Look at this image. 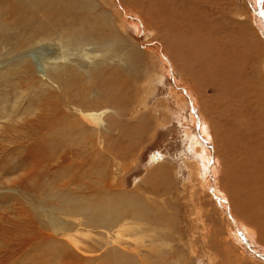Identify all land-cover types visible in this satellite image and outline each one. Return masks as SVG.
<instances>
[{"label": "rangeland", "instance_id": "rangeland-1", "mask_svg": "<svg viewBox=\"0 0 264 264\" xmlns=\"http://www.w3.org/2000/svg\"><path fill=\"white\" fill-rule=\"evenodd\" d=\"M139 1L136 0L134 3V0H99V12L105 11L106 18L99 17L98 34L90 33L87 29L86 34L92 35L91 37L83 38L75 34L73 39L67 42L61 36H54L49 40L31 44L22 55L31 62L29 68H24L25 73L21 70L22 72L12 74L9 67L20 63L23 57L16 56L10 44L1 48L0 250L4 249L2 239L5 232L15 233L21 229L35 227L31 221L42 212L40 208L42 206L38 207L34 201L37 196L42 197V193L50 194L51 190L52 192L60 190L64 182L65 186L71 187L65 189L64 191H67L65 193L75 191L77 194L88 195L99 188L105 191V180L109 179L114 182L111 187L113 192L120 195L140 196L155 210L154 219L158 218L161 221L155 219L157 222L151 224L147 232H135L133 229V234H124L123 241L133 247L138 242L135 240L141 239L142 242H138L137 246L146 249L147 252L144 251L143 254L150 259L148 264H215V262L216 264H264V255L261 257L264 237L258 240L256 236L260 227L255 222L258 220L257 217L254 220L250 217L252 221L245 220L239 212L242 207L250 209V206H246L245 200L242 202L240 198H236V201L239 199L236 202L233 196L228 198L233 199L232 201H227V198L219 192L220 179L224 174H228V171L234 173V178L235 173L239 174L240 180L231 178L242 186L247 182L245 176L250 173L249 170L255 171L251 179L253 183H258V187L264 184L262 167L257 166L260 164L251 167L248 163L247 170V166L241 162L242 145H240L247 142L250 149L245 152L253 154L254 159L264 158V129L262 130L259 125L262 121L259 116L264 115V106L262 108L261 105H264V97H256V91L259 93L264 90V34L258 28L260 24L256 16V8L261 9L262 2H259L261 0H224L225 2L214 0L213 3V0H173V2L152 0L150 4L146 3V6H143L142 1ZM158 2L161 4L159 5ZM136 6H140L141 11H136L134 9ZM161 9L164 10L163 14ZM238 9H241L245 15L236 12ZM144 11H147L149 19L140 16L139 12ZM181 20L186 24L184 41L179 38ZM207 22L209 25L206 24ZM217 22H220V26H226L225 31L228 29L234 32L232 41H222L220 37L222 30L217 31L215 24ZM210 24H213L212 32L216 31L217 35L211 33ZM242 29L244 35L250 32L249 34L254 37L258 35L256 30H259L260 40L253 41L254 37L248 38L251 43L244 39V35L240 32ZM4 39L0 38L1 45ZM189 43H192V47ZM227 43L238 44L239 46L236 47L240 50L245 47L241 50L243 53L235 52L233 56ZM188 44L189 50L184 47ZM252 44L253 48H251ZM256 50L260 56L257 55ZM217 51L220 53L218 54ZM248 51L253 54L248 55ZM229 53L230 56H225V59L223 56ZM242 60H246L250 66L245 61L246 64L243 62L242 67ZM253 63L257 66L255 67ZM215 67H218V72L210 69ZM240 67L244 70H240ZM97 70L104 73L114 71L116 76L121 78L120 80H125V84L118 85L117 93L102 92L110 94L109 96L115 93L112 103L107 102L104 95H101L100 86L98 89V85L93 84V73ZM248 77H251L250 80ZM69 82L74 84L73 88H70ZM254 87L259 91L254 90ZM174 92L179 98L173 95ZM78 93L86 98L83 101L75 99L79 96ZM243 98L246 107L244 114L249 115L251 121L243 117L245 127L243 125L239 127L242 132L237 131L239 128H231V130L225 129L229 130L227 134L223 133L221 124H224L225 116L228 122L231 117L238 122V116L244 115L243 110H240L241 113L230 111L232 108L230 102L240 103ZM255 99L259 102H254ZM213 105L220 106L219 110L217 107L213 111ZM159 113L161 115H158ZM193 116L196 117V122L199 121L198 126L194 125ZM252 121L254 123L251 124ZM204 125L209 128V135H204L205 138L209 137L207 142L202 137V132H199ZM250 125L255 132L257 131V135L255 132L254 135L249 134ZM244 128L245 135L242 134ZM191 134L200 139L198 149L195 147V137L192 138ZM42 137L49 142L50 139L64 142L65 146L57 150L45 147V151H37L39 154L34 153L33 159L23 163L21 154L25 152L19 147L16 149L15 143L20 144L24 140H42ZM232 141L236 142L237 148L231 146ZM91 142L96 144V152L95 148H91ZM156 153L162 154V162H151L152 156ZM202 153L208 157V160L210 159L207 172H203L202 169L200 171ZM83 157H85L84 163H90L84 168H76ZM95 157V160H87ZM240 168L245 169L244 172ZM79 169H82L81 174L84 172V178L77 180L73 185L68 184V178H72L74 171L81 176ZM218 172L221 173L220 176ZM244 173L246 175L243 177ZM29 175L27 181L29 183H19L23 176ZM201 177L206 182H202ZM225 177L227 181L229 176ZM249 181L247 183L251 184L252 182ZM100 182L103 185L102 183L100 185ZM227 183L229 185L230 180ZM245 191V197L246 194L251 196L250 190ZM262 192H252L255 201L259 200L260 203L258 197L263 194ZM103 194L101 196H104ZM235 194H239L238 190L232 193ZM233 201L237 209L233 206ZM253 204L255 203L250 205ZM225 205L229 209L234 208L230 211L238 214L236 216L233 212L234 214L231 215L241 222L240 229L229 215L231 212L227 214ZM258 209H255L257 215H259ZM263 214L264 212L259 215L261 220H264ZM226 219L230 222L232 233L227 229L229 223ZM243 224L245 228L242 227ZM262 225L264 226V223ZM248 228L251 230L254 228L256 234L253 233L252 238L245 239L249 234ZM228 239H231L232 244ZM227 245L231 247L225 250L224 247ZM241 258L243 262L238 261ZM114 261L115 259L111 257L106 263L115 264Z\"/></svg>", "mask_w": 264, "mask_h": 264}, {"label": "bare ground", "instance_id": "bare-ground-1", "mask_svg": "<svg viewBox=\"0 0 264 264\" xmlns=\"http://www.w3.org/2000/svg\"><path fill=\"white\" fill-rule=\"evenodd\" d=\"M135 1L136 0H134V3H136ZM151 1L152 0H140L139 2H141L143 6H146V3L150 4ZM263 1L264 0L259 1V2H262V5H261V9L256 8V13H257L256 16H257V18L259 20L258 22L260 24V27H258V28H259V30L261 29L260 32H262L264 34V2ZM172 2H173V0H172ZM213 2H214V0L212 1V3ZM158 4H159V2H158ZM175 5L177 6V4H175ZM232 5H230V6H232ZM234 6L235 5H233V7ZM99 7H100L99 6V0H0V38H5L4 41H3V45L0 44V50H1V48L3 49V47H6L7 45L10 44L14 54L19 57V56L23 55V52L27 48H29L31 44H33V43L36 44L38 42L49 40L50 38H52L54 36H61L62 39H64L67 42H69V41H71L73 39V36H75V34H77L78 36H81L83 38L85 36L89 37L90 35L86 34V31H85L87 29L90 31V33H93V34H95L97 32L99 33V17L101 16V17H103V19L106 18V15H105L106 12L105 11H100L99 12V9H100ZM228 8H230V7H228ZM134 9L136 11H141V7L140 6H136ZM235 9H236V6H235ZM142 10H143V8H142ZM163 11L164 10H162V14H163ZM146 12L145 11L142 12V13L139 12L140 16L143 17V19H149V17H150ZM236 12H242V10L238 9V10H236ZM241 14H242V16L245 15V13L243 14V12ZM165 17H167V16H165ZM218 17H217V19H218ZM234 17H236V16H234ZM228 18H229V16H228ZM152 19H154V18L152 17ZM12 20H14V21H12ZM133 21H134V19H133ZM203 21H205V20H203ZM135 22L138 24V22L136 20H135ZM200 23L201 22H199V24ZM211 23H212V21H211ZM147 24H149V23H147ZM206 24H208V22ZM215 24H216L217 31L220 30V29L222 30V33H221L222 35L220 36L222 41L224 40V42H230V41L233 40V36L235 35L233 31L230 32V31H228V29H227V31H225V27L226 26L225 27L220 26V22H217ZM196 25H197V23H196ZM203 25H205V24H203ZM212 25L210 27L211 28V33L214 32V30L212 32ZM185 26H186V24L181 20L179 22V31L181 33L179 38L182 41H184L185 38H186V36H184V33L186 31V27ZM214 27H215V25H214ZM201 29H202V27H201ZM252 30L253 29H251V31ZM259 30H256L258 35L260 34ZM208 31H209V29H208ZM243 31H244L243 29L240 31L242 35H244V33H245ZM162 32H161V34H162ZM158 33H160V32H158ZM214 33L217 35L216 31ZM249 33H246L243 36V38L252 43V41H250L248 38L253 39L254 36L252 34H249ZM205 35H207V34H205ZM258 35H255L253 41L256 40V39H259ZM207 36H210V34L207 35ZM81 37H79V38H81ZM212 38H214V37H212ZM197 39L199 40V38H197ZM190 40L193 41L191 38H190ZM238 40L240 41V38ZM195 42H197V41L195 40ZM242 42L245 43V41H242ZM198 43H200V42H198ZM168 44H170V43H168ZM189 44L187 46H184V47H186L188 49ZM253 44H254V42H253ZM253 44H252L251 48L254 47ZM228 45H230V44H228ZM228 45H225V47L228 48L229 47ZM236 45H238V44H236ZM236 45H230V47H229L230 48L229 50H231L230 53L233 56H235L234 55V54H236L235 52H238L239 54H242L243 52L241 50H243L245 48L244 46L246 44L244 45L243 43L242 44L240 43V45H244L243 46L244 48L241 49V50H240L239 47L237 48ZM190 47H192V43L190 44ZM193 47H195V46H193ZM196 47H197V45H196ZM256 47L258 48V46H255V48ZM168 48H169V45H168ZM166 50H167V48H166ZM171 50H172V48H171ZM225 50H226V48H225ZM247 50H249V48ZM219 53L220 52H218V54ZM230 53H229V55H224V56L222 54L221 55L223 57L230 56ZM247 53H248V55L250 53L253 54V52L249 53V51ZM257 55H259L258 51H257ZM238 56H242V55H238ZM252 56H251V59L254 60V58H252ZM243 58H245V55H243ZM246 58L248 59V57H246ZM171 59H172V57H171ZM225 59H226V57H225ZM245 61L246 60H242V62H241V66L242 67H243V64L245 63ZM246 63H247V61H246ZM255 64H254V66H255ZM30 65H31V62L24 56L20 63H17V64H15L13 66H10L9 69H10V71L13 72V73L11 72L12 74H14V73L16 74L17 72H20L21 70L25 73V69L24 68L27 69V68L30 67ZM251 66H252V64H251ZM263 66H264V64H263ZM178 67L180 68V66H178ZM242 67H240V70L243 69ZM210 69H212L213 71L218 72L217 71L218 67L210 68ZM252 69H254V68H252ZM263 69H264V67H263ZM250 71H251V69H250ZM239 74H240V72H239ZM241 76H242V74H241ZM60 77L62 78V76H60ZM243 77H245V76L243 75ZM57 78H59V77H57ZM224 78H226V77H224ZM250 78L248 77V80H250ZM120 79L121 78H118V76H116L114 71H111L109 73H104V72H102L100 70H97V71H94V73H93L92 81H93V84L95 83V85H98V89H99V86H100V92H101V95H104V99L107 102H109V103L111 102L112 103V102H114V97L113 96L115 95V93H117L118 85L121 84V83L125 84V80H123V79L120 80ZM240 79L242 80L243 78H240ZM229 80H230V78H228V81ZM73 85L74 84H72V82H69L70 88H73ZM186 86H188V85H186ZM209 87H211V86H209ZM242 90H244V89H242ZM254 90H258V89L257 88L255 89V87H254ZM260 90H262V89H260ZM106 91H111V92H115V93H113L111 96H109L110 94L108 95V94L102 93V92H106ZM80 93H82V91ZM174 94L178 97L176 92H174L173 95ZM256 94H257L256 97H264V90L262 92L259 91V93L256 91ZM78 95L79 96H76L75 99H79V101L80 100L83 101L86 98V96H83V94H79L78 93ZM249 95H250V93H249ZM98 99H99V96H98ZM179 101L181 102V99H179ZM255 101L259 102V100H256V99L254 100V102ZM263 101H264V99H263ZM230 103H231V106H232V108L230 110L231 112L233 111L234 113H237V112H240V110H243L242 114H244L246 112V107L244 106V104H245L244 103V98L241 99L240 103L238 101H236L235 104L232 101ZM261 105H262V108H263L264 105L263 104H261ZM213 106H214L213 111L216 110L217 107H218V110L220 108V106H218V105L217 106L213 105ZM194 109H195V107H194ZM231 114H233V113H231ZM158 115H161V113H159ZM263 116L264 115H262V114H261V116H259V118L261 117V120H262V121H260L261 123H259V125L261 126L262 130L264 129V117ZM239 117H241V118H239ZM243 117H245L247 119V121H249V120L251 121V117L249 115H247V114L238 116V122L236 121L235 118H232V117L229 118V122H228V120H227L228 118H226V116H225L224 124H221V126L223 128V133L226 132V134H227V132H229V130L226 131L225 129H230L231 130V128L237 129V128L241 127V125L244 126ZM90 118H91V116H90ZM192 121H193L194 125H196V126L199 125V121L196 122V117L193 116ZM98 122H99V120H98ZM252 123H254V121H252L251 124ZM260 126H259V130H261ZM237 131L242 132V129L239 128ZM243 131L244 132L242 134L245 135L246 134L245 128H244ZM199 132H202V137L204 139H206V142H207L209 137L205 138L204 135L205 136L209 135V128L207 129V127L204 125V126H202L201 131H199ZM248 132H249V134H253L255 132L254 129L251 127V125L248 126ZM256 132H255V134H256ZM189 134L190 133L188 132L187 135H189ZM191 136H192V138L195 137V140H194V141H196L195 142V147H196V149H198V146H199V143H198L199 141L198 140H200L199 137L194 136L192 134H191ZM254 138H255V136H254ZM255 140H256V138H255ZM45 143H46V146H45ZM230 143H231V146H233L234 148H237V147H235V145H236L235 141H232ZM255 143H257V142H255ZM63 145H64V142H55V140L51 141V139H50V142H49V141H46L44 139V137H42V140H40V139H36V140L34 139L33 141L24 140V141H21L20 144H18V142H16L15 143V148L17 149V147H19V148L24 150L25 153H22L23 155L21 154L22 161L24 163V161H26V160L33 159L34 156H35L34 153H36L37 151L38 152L39 151H45V147L46 148L47 147L53 148L52 150H54V149L57 150V149H61L62 147L65 146V145L64 146ZM240 145H242V148H241V150H242L241 162H243V164L246 165V166L249 165L248 163H250L251 167H255L254 165L260 164V165H257V166H261L262 167L261 170L264 173V158L260 159L258 157H255V159H254V158H252L253 154L245 152V151H248L250 149V147H248V143L247 142L244 143V144H240ZM90 146H91V148H95L94 151L96 152V150H97L96 149V144L94 142H91ZM217 147H219V146H217ZM208 148H210V147H208ZM221 148H222V146H221ZM48 150H50V149H48ZM200 150H202V149H200ZM220 151H221V149H220ZM252 151H256V150H252ZM227 152L230 153L229 151H227ZM157 153L152 156L151 162H153V163H158L160 161L162 162V158H163V157L161 158L162 154H157ZM203 153H204V151H203ZM243 154L245 155L244 156L245 158L243 157ZM96 155H97V153L95 154V156ZM115 156H118V155H115ZM92 157H94V156H92ZM96 157L95 158H90V159H87V160L88 161H91L92 159L95 160ZM67 160H69V159H66V161ZM209 160H208V157L204 156V154L202 155V164H201L202 166H200V171L202 169L203 172H207V168H208L207 164H208ZM84 161H85V157H83V159L79 163H77L76 168H84V166L87 163H90V162L84 163ZM37 162H39V161H37ZM228 162H226V163H228ZM36 164H38V163H36ZM231 165H232V163H231ZM248 168L249 167L247 166V170H248ZM240 169H242V168H240ZM236 170L237 169H235V171ZM244 170H243V172H244ZM252 170H253V168H252ZM255 170L257 171L258 169H255ZM261 170H260V172H261ZM81 171H82V169H79V171H78L79 174H81ZM238 171L240 172V170H238ZM248 172H250V173H247V175L245 174L246 172L243 174V177H244V175H246L245 179L247 180V182H248V180H250L249 182H252L251 184H248L246 182V180H245V182L247 183V184L245 183L247 185V187H244L246 185L243 183V180H242V183H243L244 186H242V184H240L237 181H235V180H238L239 174L235 173V178H234V175H233L234 173L230 172V171H228V174L227 173L224 174L222 179L218 178V180L220 179V184H219L220 188L218 186H216V187L219 188L220 194L222 193V195H224V197L227 198L226 199L227 201H232L233 199L229 200L228 198H231V197L234 196L233 198H235V201H236V198H240L242 202L245 200L244 202L247 204V205L245 204L246 206H250V209L242 207L239 212L244 216V219L247 220V221H252L251 218H253V220H254L257 217L258 220H256L255 222H257L260 225V227H258L259 231H257V234L254 233V230H253L254 228L252 230H251V228H248V229H250V230H248L249 234H248V236H245V239L246 238L248 239L249 237L252 238V235L254 233V234H256V236H257V238L259 240V238L264 237V228H263L264 226L262 225L264 223V220H261L259 218V215H262V213L264 212V193L262 192V191H264V184H263V186H262V184H260L262 187H260V186L258 187L257 186L258 183L257 184L253 183V180H251L254 177L253 173L255 171L252 172L251 170H249ZM263 173H262V175H264ZM83 174H84V172H83ZM83 174H81V176H79V175H77V171H74V173L72 175V178H68L69 179L68 180V184L73 185V183H76L77 180L84 178ZM198 174H199V172H198ZM218 174H219V172H218ZM220 174H219V176H220ZM255 174L258 175V173H255ZM226 175L229 176V179H228V180H230V184L229 185L227 183L228 180L226 181V177H225ZM262 175H261V179H262ZM104 176L105 175H103L102 177L104 178ZM102 177H100V178H102ZM231 177L233 179H235V180L232 181ZM22 178H23L22 180L20 179V182H19L20 184L29 183L27 181L30 178V175L28 177L27 176H23ZM239 180H240V178H239ZM201 181L202 182H206V180L203 179L202 177H201ZM105 182H106L105 191H102L103 189L101 190L99 188V189L93 191L92 193H90L88 195L77 194L75 191H69L70 193H65L67 191H64V190L65 189L67 190V189H69L71 187L65 186L64 185L65 182H64V184L61 186L60 190L55 191L53 189L54 191L52 192V190H51L50 194L42 193L43 194L42 197L37 196L34 199V201L38 204V207L42 206V207H40L42 212H40L38 215H36V217L33 218L32 221H31V223L34 224L35 227L31 228L32 227L31 226L28 229H21L19 232H15V233L11 232V231L10 232L7 231V232L4 233V238L2 239V241L4 242V249L0 250V264H18V263L19 264H107L106 262L109 261L111 259V257H113L115 259V261H114L115 264H148L150 262V259L148 257H145V254H143V252L146 251V249L144 247H142V246H140V247L137 246V244L142 242L141 239L135 240V241L139 242V243L137 242V244L136 243L134 244L135 247H133L131 244H128L127 242H124L123 240L125 239L124 237H125L126 234H128V235L133 234V229L135 230V232H144V231L147 232V230L149 229V226L151 224H153L154 222H157V221H155V219H158V218L154 219V216H153V215H155V213H154L155 210H153L150 205H148L146 202H144L143 199L140 196H137L136 194L135 195L134 194H132V195H124V194L120 195L119 193H115L111 189L112 184L114 182L109 181V179H106ZM101 183L102 182H100V185H101ZM102 185H103V183H102ZM35 187H36V185H35ZM82 188L85 189L84 187H82ZM101 188H102V186H101ZM92 190H93V188H92ZM235 190H238L239 194L232 195V193ZM245 190H247V191L250 190L251 196L250 195L247 196V194H246V197H245V192H246ZM251 191L254 192V193L257 192V191L263 193V194H261L260 197H258L260 199V203L261 204L258 202L259 200H257V201L254 200V198H253L254 195L252 196L253 193ZM95 193H98V194H101V195L104 193L103 194L104 196L100 195L101 196L100 197L99 195H97ZM258 198H256V199H258ZM238 201H239V199H238ZM238 201H236V202H238ZM241 201H240V203H241ZM207 203L208 202H206V204ZM251 203H255V204L250 205ZM223 204H225V203H223ZM232 204L237 209V205H236V203L234 201L232 202ZM229 206H230V204H229ZM241 206H242V204H241ZM254 206H256V208H254ZM258 207H259V209H258ZM233 209H231V208L229 209V207L225 205V210H226L227 214H229V212H231L229 214V215H231L234 211L232 212L230 210H233ZM255 209L259 210V212H258L259 215H257V212L255 214ZM260 211H261V213H260ZM234 213L236 214V216L238 215L236 212H234ZM159 215H161V214H159ZM205 215H206V213H205ZM207 215H211V214H207ZM163 216H167V215H163ZM231 218H232V220L235 221L236 225L240 229L241 227H240L239 224L241 222L236 220V218L233 217L232 215H231ZM29 219H31V218H29ZM75 219L77 220L76 222H75ZM158 220H159L158 222H161L160 219H158ZM206 220H208V219H206ZM166 222H167V220H166ZM227 222L229 223V224H227V229H229L230 232L232 233L233 230L230 229V227H231L230 226V222L228 220H227ZM213 223H214V221H213ZM225 223L226 222L224 221V224ZM249 223H251V222H248V224ZM253 225L254 224H252V226ZM133 226L136 227V228H134ZM242 227L245 228V225L243 224ZM25 228H27V227H25ZM208 232L210 233V231H208ZM234 234H235V236H237L235 232H234ZM127 238H128V236L126 237V239ZM145 240H146V238H145ZM233 240H234V238H233ZM229 241H231V239ZM231 244H232V241H231ZM159 247L161 249V246H159ZM229 247H231V246L227 245L224 248H225V250H228ZM208 248H207V250H208ZM214 249H215V247H214ZM260 250H258V251H260ZM256 252H257V250H256ZM152 253H154V252H152ZM261 253H262L261 257H263L262 255H264V250H261ZM146 255H147V253H146ZM18 256H20V257H18ZM211 257H212V255H211ZM218 260H216V261H218ZM222 260H221V263H222ZM228 260H230V258ZM158 261H160V259ZM238 261L239 262H243V258H241V260H238ZM108 263L110 264V262H108ZM216 263L217 262H215V264ZM253 264H256V263H253Z\"/></svg>", "mask_w": 264, "mask_h": 264}]
</instances>
